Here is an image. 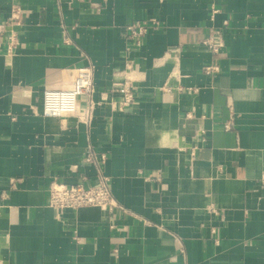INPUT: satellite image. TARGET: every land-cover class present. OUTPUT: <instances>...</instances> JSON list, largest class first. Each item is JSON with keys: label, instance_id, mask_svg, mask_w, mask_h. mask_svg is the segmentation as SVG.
<instances>
[{"label": "crops", "instance_id": "0c3cea01", "mask_svg": "<svg viewBox=\"0 0 264 264\" xmlns=\"http://www.w3.org/2000/svg\"><path fill=\"white\" fill-rule=\"evenodd\" d=\"M0 27V264H264V0H0ZM85 65L92 121L44 115ZM91 150L122 208L60 215L50 184L91 182Z\"/></svg>", "mask_w": 264, "mask_h": 264}, {"label": "built area", "instance_id": "2783aa9c", "mask_svg": "<svg viewBox=\"0 0 264 264\" xmlns=\"http://www.w3.org/2000/svg\"><path fill=\"white\" fill-rule=\"evenodd\" d=\"M220 9L212 3V17ZM22 10L18 6L12 9L11 24L19 20ZM160 21L151 17L145 21H138L128 26L130 34L134 37H142L148 34L151 29L157 28ZM0 30L2 28L0 27ZM221 36L220 30L212 31L208 36L202 37L199 42L208 47L213 53H220L221 44L217 40ZM17 45L16 33L9 36L8 50L11 52ZM219 65L216 63L207 64L204 71L207 74L219 72ZM135 85L132 79L126 78L112 90L119 93L120 99L117 105L120 109L132 105L135 101ZM94 95V68L83 66L78 68V76L73 89H46L43 94V114L49 117L64 118L76 117L79 121L90 123L93 118V111L96 102ZM85 103V104H84ZM232 108V107H231ZM231 122L226 124L230 129ZM194 155V153H193ZM106 160V154L91 150L84 158L86 164L96 167L93 180L90 182L87 175H83L76 183H65L53 181L49 187V205L54 207L62 215L66 210H78L83 207H99L107 211H115L122 206L114 197L111 191L110 178L104 173L102 165ZM218 214L217 210H212Z\"/></svg>", "mask_w": 264, "mask_h": 264}]
</instances>
